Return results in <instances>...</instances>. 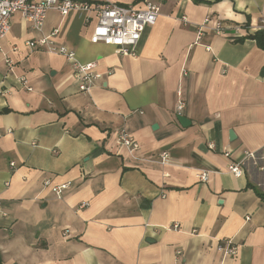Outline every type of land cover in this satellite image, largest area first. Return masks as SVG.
<instances>
[{"label": "crops", "instance_id": "0c3cea01", "mask_svg": "<svg viewBox=\"0 0 264 264\" xmlns=\"http://www.w3.org/2000/svg\"><path fill=\"white\" fill-rule=\"evenodd\" d=\"M149 1L160 15L135 56L92 44L96 17L48 13L43 34L59 27L103 75L89 94L64 57L28 47L41 33L13 16L0 41V264H264V50L244 28L237 41L199 33L209 15L258 25L264 0ZM5 55L32 92L6 77ZM121 129L136 152L118 144ZM227 241L236 255L219 250Z\"/></svg>", "mask_w": 264, "mask_h": 264}, {"label": "built area", "instance_id": "2783aa9c", "mask_svg": "<svg viewBox=\"0 0 264 264\" xmlns=\"http://www.w3.org/2000/svg\"><path fill=\"white\" fill-rule=\"evenodd\" d=\"M142 5V6H140ZM51 11L58 12L63 18L71 14H79L84 18V22L89 24L92 17L97 18V24L94 28L91 43L104 44L114 47L122 56H135L136 49L147 28L154 26L160 15V7L149 0H140L137 4L122 5L102 0V2H91L88 0H0V41L4 39L12 29L11 21L13 16L20 15L33 31L41 33L37 39L27 43L32 51L44 50L51 54L64 57L70 64L77 90L80 93L89 94L95 86V83L102 79L103 75L96 71V64H83L77 57L75 50L70 49L66 44L59 42L60 28L45 35L43 34L44 25L47 15ZM183 21L186 22V19ZM244 28L249 36L257 33L264 34V19H261L258 25L227 26L215 15H209L199 28L200 35L203 29L214 31L217 35H225L233 41H237L238 34ZM233 30L232 33H228ZM248 36V38H249ZM239 39H244L240 37ZM7 65L6 77L13 78L26 91L32 92L33 88L27 77L16 74L15 62L8 55L4 56ZM7 89H1L0 96L7 93ZM177 114L183 115L186 108L185 101L182 98V89L178 90ZM118 144L125 147L130 153L139 149V143L136 139L128 134L125 129L116 133ZM230 157V153H226ZM254 157V153H248L246 159L241 162L229 164L228 171L236 177L244 174L243 166L245 162ZM162 163L168 162L169 154L167 152L161 155ZM15 166V163H12ZM209 172L199 174L201 182L209 181ZM47 185L49 182L46 183ZM69 187V184H63L55 189L57 197L62 199L63 192ZM178 229L179 225H173ZM226 245L219 247V250L226 255H236L237 246L227 241Z\"/></svg>", "mask_w": 264, "mask_h": 264}, {"label": "water", "instance_id": "95a60500", "mask_svg": "<svg viewBox=\"0 0 264 264\" xmlns=\"http://www.w3.org/2000/svg\"><path fill=\"white\" fill-rule=\"evenodd\" d=\"M177 119L178 121L180 122V124L183 126V127H187L191 124V121L184 115H178L177 116ZM154 129H157V125H154L153 126ZM230 137L231 139L234 138V133L233 131L230 132Z\"/></svg>", "mask_w": 264, "mask_h": 264}, {"label": "trees", "instance_id": "16d2710c", "mask_svg": "<svg viewBox=\"0 0 264 264\" xmlns=\"http://www.w3.org/2000/svg\"><path fill=\"white\" fill-rule=\"evenodd\" d=\"M138 0L137 2H139ZM197 1V0H195ZM201 1V0H199ZM249 39H253L257 42V44L264 50V34L263 33H257L255 35L249 36Z\"/></svg>", "mask_w": 264, "mask_h": 264}]
</instances>
